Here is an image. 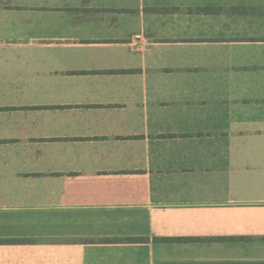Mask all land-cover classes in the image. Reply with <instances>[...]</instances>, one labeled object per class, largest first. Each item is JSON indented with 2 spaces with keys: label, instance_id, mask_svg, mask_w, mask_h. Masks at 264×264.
<instances>
[{
  "label": "crops",
  "instance_id": "1",
  "mask_svg": "<svg viewBox=\"0 0 264 264\" xmlns=\"http://www.w3.org/2000/svg\"><path fill=\"white\" fill-rule=\"evenodd\" d=\"M0 264H264V0H0Z\"/></svg>",
  "mask_w": 264,
  "mask_h": 264
},
{
  "label": "trees",
  "instance_id": "2",
  "mask_svg": "<svg viewBox=\"0 0 264 264\" xmlns=\"http://www.w3.org/2000/svg\"><path fill=\"white\" fill-rule=\"evenodd\" d=\"M174 240V239H173ZM159 241V240H158ZM160 241H163V242H166V241H170L169 239H163V240H160Z\"/></svg>",
  "mask_w": 264,
  "mask_h": 264
}]
</instances>
